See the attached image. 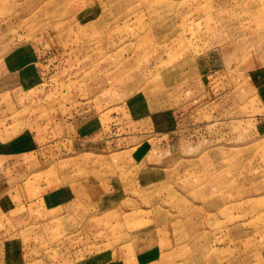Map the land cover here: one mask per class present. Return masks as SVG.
<instances>
[{"label": "rangeland", "instance_id": "rangeland-1", "mask_svg": "<svg viewBox=\"0 0 264 264\" xmlns=\"http://www.w3.org/2000/svg\"><path fill=\"white\" fill-rule=\"evenodd\" d=\"M150 229L157 264H264V0H0V264Z\"/></svg>", "mask_w": 264, "mask_h": 264}, {"label": "crops", "instance_id": "crops-1", "mask_svg": "<svg viewBox=\"0 0 264 264\" xmlns=\"http://www.w3.org/2000/svg\"><path fill=\"white\" fill-rule=\"evenodd\" d=\"M81 124H73V127ZM132 237L134 255L125 260L124 264H157V258L163 254L158 229L141 231Z\"/></svg>", "mask_w": 264, "mask_h": 264}]
</instances>
